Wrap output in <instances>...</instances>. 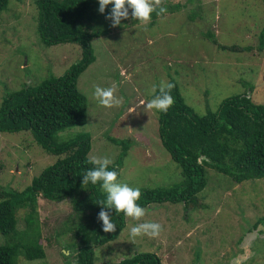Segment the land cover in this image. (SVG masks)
<instances>
[{
    "label": "rangeland",
    "instance_id": "rangeland-1",
    "mask_svg": "<svg viewBox=\"0 0 264 264\" xmlns=\"http://www.w3.org/2000/svg\"><path fill=\"white\" fill-rule=\"evenodd\" d=\"M203 1L198 7L194 1L170 0L171 5L180 3L179 11L165 12L158 18L151 15L147 24L133 20L129 9L127 20L93 41L96 60L78 83L88 99L87 123L66 129L59 137L66 141L81 133L88 134L92 144L89 157H107L112 161L110 165L120 167V183L154 189L173 187L182 181L178 164L161 142L159 111L145 107L154 95L153 86L158 90L161 81L170 82L174 75L185 86L181 88L187 101L201 115L215 110L225 99L243 94L246 79L263 83L256 88L253 98L264 101L263 56L222 52L201 36L204 33L207 37L210 31H215L219 44L259 48L264 28V1ZM37 18L35 0H11L0 14V103L9 93L52 76H63L81 60L80 46L63 44L49 48L43 45L37 35ZM107 22L106 27L110 28L111 23ZM203 43L204 48L195 52ZM178 51L185 58L181 62ZM200 55L208 60L205 72H191L190 79L181 71L176 73L181 63L193 62L205 68ZM240 56L243 57L238 63ZM114 83L116 95L122 96L124 103L114 108L100 106L94 98V86L106 88ZM204 92L208 93L207 98L203 97ZM188 96L199 99L190 102ZM112 138L121 144L126 142L125 155L122 146L111 141ZM58 159L40 147L30 132H0V185L23 191ZM213 175L212 180L216 176ZM209 187L218 189L216 194L222 191L212 182ZM202 193L205 204H212L200 213L189 214L188 220L183 204L152 206L140 220L129 218L117 241L95 249L96 263H118L136 253L151 252L157 253L163 264H233L234 261L264 264L262 242L244 252L237 246L240 239L248 235L256 237L264 230V178L236 184L229 192L225 190L224 196L220 193L219 198L211 199L210 194L207 201L206 193ZM38 210L46 259L30 261L20 255L18 264H76L73 234L59 238L52 231L73 213L72 204L40 199ZM24 213H18L22 229L25 228ZM138 222L159 223L162 231L156 238L142 235L133 239L129 228Z\"/></svg>",
    "mask_w": 264,
    "mask_h": 264
},
{
    "label": "trees",
    "instance_id": "trees-1",
    "mask_svg": "<svg viewBox=\"0 0 264 264\" xmlns=\"http://www.w3.org/2000/svg\"><path fill=\"white\" fill-rule=\"evenodd\" d=\"M10 1L0 0V14L8 8ZM191 2L197 3L198 7L204 3L203 0H188V3ZM35 4L38 9L37 35L41 43L49 48L74 44L72 46L81 47L82 54L81 60L63 76H52L34 86L23 87L7 94L0 103L1 133L30 132L35 142L48 154L59 157L23 191L0 185V264H18L20 255L30 261L46 259L41 242L40 199L58 203L69 201L72 204L73 213L61 222V226L52 230L53 234L59 238L73 234L75 240L71 248L76 264H97L95 249L117 241L127 227L129 217L111 210L116 230L112 233L102 231V222L97 220L101 211L97 203L106 200V193L101 189L102 182L82 185L83 175L95 167L89 157L92 150L90 136L81 133L65 141L60 139L59 134L87 123L88 99L80 91L78 83L96 60L93 41L114 31V27H106L108 20L105 17L111 9L107 6L105 13L100 14L98 0H35ZM179 4L171 5L170 0H162L160 6L166 8V12H177ZM151 15L153 18L159 16L155 11ZM201 36L222 52H231L236 56L247 53L254 57L261 54L260 57L264 58V28L257 49L253 46L219 44L215 31H210L207 37L204 33ZM204 44L199 45L195 52H200ZM178 55L180 62L185 59L180 51ZM242 57L237 59L238 63H241ZM200 58L201 62L208 61L202 55ZM207 66V63L205 68L193 62L181 63L176 73L181 71L185 78H189L191 72H205ZM245 81L243 94L227 98L215 110L201 115L187 101L181 88L183 85L172 76L170 83L174 84L171 90L174 103L166 112H159V135L163 147L178 164V175L182 181L173 187L140 189L139 206L147 211L152 206L183 204L188 220L189 214L200 213L212 204H205L200 195L204 190L202 194L206 193L207 201L210 194L211 199L219 198L220 193L224 196V191L229 192L236 184L264 178V101L258 102L253 98L254 91L263 83ZM198 96L195 98L199 99ZM204 96L208 93L204 92ZM188 97L190 102L195 99ZM111 141L122 146L123 155L127 153L126 142L121 144L115 138ZM108 170H115L120 176L121 169L116 164L109 165ZM213 173L216 175L214 180L211 179ZM211 182L222 189L219 194H216L218 189L209 187ZM21 211L25 212L24 229L19 227L18 213ZM257 242L264 244V230L256 237L248 235L240 239L237 246L244 252L247 248H256ZM260 251L264 260V249ZM105 264L163 262L157 253L141 252L118 263Z\"/></svg>",
    "mask_w": 264,
    "mask_h": 264
},
{
    "label": "clouds",
    "instance_id": "clouds-1",
    "mask_svg": "<svg viewBox=\"0 0 264 264\" xmlns=\"http://www.w3.org/2000/svg\"><path fill=\"white\" fill-rule=\"evenodd\" d=\"M100 14H104L107 6L113 5L110 14L105 18L111 21L112 27L121 25L122 20L129 18L131 9L132 19L142 24H147L151 19V14L155 11L157 15L165 13L166 8L160 6L162 0H98ZM174 84L161 81L157 93V87L152 88L153 98L145 105L147 110L166 112L174 103L171 90ZM117 85L114 83L110 87L102 88L94 86V98L98 104L105 108L120 107L124 103L122 96H117ZM199 162V161H198ZM95 167L86 171L82 177V185L91 182L93 185L101 183V189L106 193V200H100L97 204L101 211L97 216L98 222H102V231L112 233L116 230V225L112 222L111 210L116 213H124L125 216L140 220L146 214V209L138 205L137 201L141 196L139 188L130 187L127 183L118 182V174L115 170H108L112 161L107 157H93L90 161ZM162 231V225L155 222H143L130 226L131 238L146 235L156 238ZM239 260L240 258H236ZM42 264V262H35ZM233 264H236L234 261Z\"/></svg>",
    "mask_w": 264,
    "mask_h": 264
}]
</instances>
